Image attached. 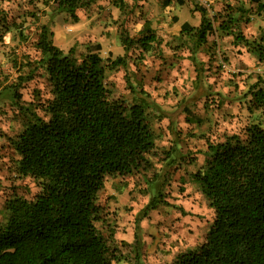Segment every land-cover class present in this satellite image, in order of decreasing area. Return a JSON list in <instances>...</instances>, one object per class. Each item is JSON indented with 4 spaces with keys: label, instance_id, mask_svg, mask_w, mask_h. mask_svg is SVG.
Listing matches in <instances>:
<instances>
[{
    "label": "rangeland",
    "instance_id": "rangeland-1",
    "mask_svg": "<svg viewBox=\"0 0 264 264\" xmlns=\"http://www.w3.org/2000/svg\"><path fill=\"white\" fill-rule=\"evenodd\" d=\"M183 2L122 0L119 4L117 0H96L78 9L79 19L75 21L66 12L51 14L42 1L0 0L10 23L7 30L6 26L0 28V221L7 216V199H32L41 190L36 180L17 172L20 156L12 139L23 129L25 119L8 88L2 87L16 83L24 59L38 55L34 42L39 25L48 22L54 31V43L66 53L74 47L76 56L83 57L100 43L99 53L105 64L123 56V64L108 66L107 85L115 97L127 102L144 99L157 135L156 148L147 154L150 162L126 174L108 175L98 194V227L107 239L110 254L119 257L112 264H134L137 258L165 264L178 253L200 246L215 210L192 175L205 163L208 135L242 133L250 123L264 127V113L249 111V95L245 94L259 77L264 78V61L241 37L220 28L221 18L217 16L215 33L199 46L192 34L181 31V23L198 26L201 14L196 9L200 5L211 18L225 14L231 6H242L246 10L239 16L240 33L252 40L264 34V9L257 10L252 0ZM146 24L157 34L152 48L143 51L132 46L125 50L122 38L138 36ZM50 87L41 69L16 89L22 95L21 103H29L39 92L49 97ZM187 110L204 121H192ZM171 149L179 153L169 164L164 150ZM157 189L161 200L156 209L145 213Z\"/></svg>",
    "mask_w": 264,
    "mask_h": 264
},
{
    "label": "trees",
    "instance_id": "trees-1",
    "mask_svg": "<svg viewBox=\"0 0 264 264\" xmlns=\"http://www.w3.org/2000/svg\"><path fill=\"white\" fill-rule=\"evenodd\" d=\"M38 1L51 14L66 12L77 21L78 9L96 0ZM252 1L257 10L264 9V1ZM197 10L201 12L198 26L181 23V31L192 34L197 46L215 33L217 16L220 28L241 37L264 61V34L248 40L240 33L244 7L231 6L212 18L201 5ZM4 13L0 6V20L5 19L0 28L7 30L10 23ZM156 41L150 24L138 36L122 38L125 50L139 46L148 51ZM34 46L38 55L24 59L16 83L2 88H8L25 119L23 129L12 139L20 156L17 172L36 180L41 190L32 199L14 196L6 200L7 216L0 221V264H112L119 257L110 254L98 227V194L108 175L126 174L150 162L147 154L156 148L157 135L148 104L144 99L127 102L113 95L106 82L108 66L125 61L118 55L105 64L100 43L83 57L76 56L74 47L66 53L54 43V31L45 22L39 25ZM41 69L51 86L50 96L39 92L29 103H21L17 86ZM245 94L249 95L248 110L264 113V78L259 77ZM187 111L192 121H204ZM205 143V163L192 178L214 208L215 217L198 248L180 252L165 264H264V127L250 123L242 133L210 134ZM164 153L172 164L179 151ZM160 197L157 189L144 212L156 209ZM134 264L154 263L137 258Z\"/></svg>",
    "mask_w": 264,
    "mask_h": 264
},
{
    "label": "built area",
    "instance_id": "built-area-1",
    "mask_svg": "<svg viewBox=\"0 0 264 264\" xmlns=\"http://www.w3.org/2000/svg\"><path fill=\"white\" fill-rule=\"evenodd\" d=\"M197 1H199L200 3H206V2H208V0H197Z\"/></svg>",
    "mask_w": 264,
    "mask_h": 264
},
{
    "label": "crops",
    "instance_id": "crops-1",
    "mask_svg": "<svg viewBox=\"0 0 264 264\" xmlns=\"http://www.w3.org/2000/svg\"><path fill=\"white\" fill-rule=\"evenodd\" d=\"M184 4V3H183ZM182 5V4H181ZM197 10V9H196ZM198 11V10H197ZM200 12V11H199ZM200 14H201V12H200ZM200 21H201V19H200ZM200 24V23H199Z\"/></svg>",
    "mask_w": 264,
    "mask_h": 264
}]
</instances>
